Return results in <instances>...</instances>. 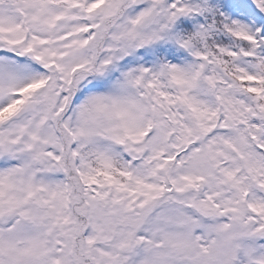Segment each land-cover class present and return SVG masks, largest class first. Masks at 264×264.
I'll use <instances>...</instances> for the list:
<instances>
[{"label": "snow or ice", "instance_id": "6c2138e0", "mask_svg": "<svg viewBox=\"0 0 264 264\" xmlns=\"http://www.w3.org/2000/svg\"><path fill=\"white\" fill-rule=\"evenodd\" d=\"M0 264H264V0H0Z\"/></svg>", "mask_w": 264, "mask_h": 264}]
</instances>
